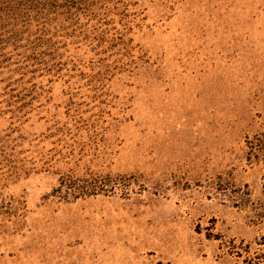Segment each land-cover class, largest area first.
Instances as JSON below:
<instances>
[{
	"label": "rangeland",
	"instance_id": "374dc122",
	"mask_svg": "<svg viewBox=\"0 0 264 264\" xmlns=\"http://www.w3.org/2000/svg\"><path fill=\"white\" fill-rule=\"evenodd\" d=\"M262 133L264 0H0V264H245Z\"/></svg>",
	"mask_w": 264,
	"mask_h": 264
},
{
	"label": "trees",
	"instance_id": "16d2710c",
	"mask_svg": "<svg viewBox=\"0 0 264 264\" xmlns=\"http://www.w3.org/2000/svg\"><path fill=\"white\" fill-rule=\"evenodd\" d=\"M248 144L249 157H251V159H255L257 163L262 162L264 164V133L256 135L252 141H248ZM92 180L93 184H89V180L80 184L76 182V180L70 179V177L68 179L62 178L60 180V187L58 188V191H72V193L82 191L86 193L88 189H91L90 187H97L99 179L93 178ZM103 185L105 184L103 183ZM261 209H264V206L261 205ZM260 215L264 218V213H260ZM257 244L261 247L254 251H252L251 247L247 249V256L244 260L245 264H264V236L261 237Z\"/></svg>",
	"mask_w": 264,
	"mask_h": 264
}]
</instances>
